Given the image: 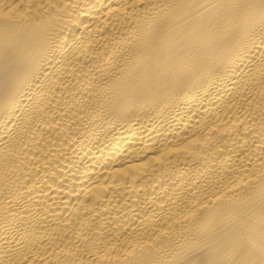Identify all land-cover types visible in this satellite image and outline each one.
Returning <instances> with one entry per match:
<instances>
[{"label":"bare ground","instance_id":"6f19581e","mask_svg":"<svg viewBox=\"0 0 264 264\" xmlns=\"http://www.w3.org/2000/svg\"><path fill=\"white\" fill-rule=\"evenodd\" d=\"M0 264H264V0H0Z\"/></svg>","mask_w":264,"mask_h":264}]
</instances>
